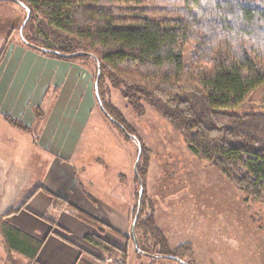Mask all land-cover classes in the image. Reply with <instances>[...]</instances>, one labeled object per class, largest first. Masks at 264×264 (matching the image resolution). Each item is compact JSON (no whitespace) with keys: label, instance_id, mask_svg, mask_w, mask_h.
Listing matches in <instances>:
<instances>
[{"label":"trees","instance_id":"trees-1","mask_svg":"<svg viewBox=\"0 0 264 264\" xmlns=\"http://www.w3.org/2000/svg\"><path fill=\"white\" fill-rule=\"evenodd\" d=\"M0 1L17 3L28 13L21 37L25 46L67 61L93 62L101 102L107 82L137 114L147 105L192 155L245 196L264 201V112L237 111L248 93L264 85V0ZM102 105L110 121L136 140L141 155L142 144L121 113ZM54 200L55 207L61 203ZM69 209L104 232L97 218ZM140 209L142 200L135 237L137 231L148 234L158 247L137 244L138 253L183 261L192 256L188 244L169 246L151 216L141 218ZM0 230L7 257L19 256L12 264H35L40 240L7 223ZM86 239L109 256L116 252L97 236Z\"/></svg>","mask_w":264,"mask_h":264},{"label":"rangeland","instance_id":"rangeland-1","mask_svg":"<svg viewBox=\"0 0 264 264\" xmlns=\"http://www.w3.org/2000/svg\"><path fill=\"white\" fill-rule=\"evenodd\" d=\"M0 14V48L22 42L20 28L26 11L17 3L0 1ZM80 63L90 66L93 82L95 64ZM102 97V102L121 113L143 151L134 167L139 151L136 140L126 137L100 109L91 116L87 135L78 149L80 159L87 164L84 170L91 176L103 170L109 175L126 173L127 178L124 180L121 175V184L114 191L124 192L125 200H130L126 227L119 218L127 206L122 201L110 204L115 212L101 205L93 211L100 221L124 232L122 236L103 227V236L123 244L125 251L115 248V254L101 260V264H180L166 258H149L136 251L132 222L140 189L141 218L151 216L169 246L188 244L192 256H185L186 262L264 264V201L245 196L215 168L192 155L182 137L147 105L142 114H137L107 82ZM237 111L264 112V85L248 93ZM97 160L102 161L101 165ZM135 239L146 250L158 247L156 239L141 231L136 232ZM18 260L15 255L6 257L8 264Z\"/></svg>","mask_w":264,"mask_h":264},{"label":"crops","instance_id":"crops-1","mask_svg":"<svg viewBox=\"0 0 264 264\" xmlns=\"http://www.w3.org/2000/svg\"><path fill=\"white\" fill-rule=\"evenodd\" d=\"M90 71L79 61L55 58L18 41L9 43L0 59V225L41 241L35 264H101L110 256L87 236L125 251L123 244L103 236L105 230L100 234L69 209L97 218L94 209L101 205L115 212L110 204L122 201L127 206L119 218L125 227L128 223L130 200L114 191L126 173L103 170L91 176L78 155L90 118L100 109ZM55 198L61 201L56 207ZM8 253L0 230V264H8Z\"/></svg>","mask_w":264,"mask_h":264},{"label":"water","instance_id":"water-1","mask_svg":"<svg viewBox=\"0 0 264 264\" xmlns=\"http://www.w3.org/2000/svg\"><path fill=\"white\" fill-rule=\"evenodd\" d=\"M27 17H28V13H27V16H26V19L24 20L23 24H25L26 20H27ZM23 27V25H22ZM22 27L20 28V34H21V31H22ZM98 78H99V71L97 72V76H96V81L94 83V89H95V97H96V100H97V103L99 105V108L103 111L104 115L109 119V120H113L104 110L103 108V105H102V102L99 98V95L97 93V81H98ZM139 155H140V151H138V155H137V158H136V161H135V165L134 167L136 166L137 162H138V159H139ZM140 195H141V189H140V192H139V200H138V203H137V209L139 210V207H140ZM138 210L134 216V219H133V222H132V235H133V243L135 245V247L137 246V243H136V239H135V233H134V227H135V222L137 220V216H138ZM170 259H173L177 262H179L180 264H188L186 263L185 261L179 259V258H176V257H169Z\"/></svg>","mask_w":264,"mask_h":264}]
</instances>
